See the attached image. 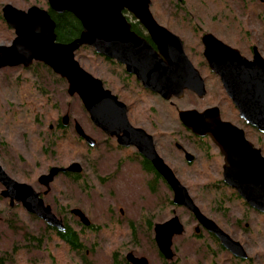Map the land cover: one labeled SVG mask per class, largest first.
<instances>
[{
  "label": "rangeland",
  "instance_id": "rangeland-1",
  "mask_svg": "<svg viewBox=\"0 0 264 264\" xmlns=\"http://www.w3.org/2000/svg\"><path fill=\"white\" fill-rule=\"evenodd\" d=\"M23 3L27 2L0 0V15L6 4L20 10H27L31 6L45 9L47 5L45 0H29L30 5L26 7ZM150 10L159 23L168 29L167 26H170V30L179 35L185 54L203 77L209 74L202 65L200 36L203 33L214 32L222 39L225 37L226 44L238 49L246 57H250L251 47L255 45L264 58V5L258 0H151ZM165 11L171 12L175 21L167 18ZM14 37L13 30L0 19V46H9ZM93 52L90 48H80L75 58L83 69L104 81V87L117 95L121 89L116 76L110 75L112 67ZM36 64L41 63H33L27 69L16 67L0 70V166L12 179L30 184L39 192L42 188L36 180L50 167H66L72 162L88 167L83 173L90 184L89 191H85L81 183L72 185L59 176L52 183L51 193L45 201L52 206V201L56 200L57 206H52L55 211L58 206L78 207L98 227L99 231L95 234L85 233L89 251L86 264H111L113 257L122 262L129 252L137 257H145L149 264H264V215L232 198L231 189L222 186L220 167L213 168L209 164L202 166L199 163L201 156L188 145L186 149L196 157L192 167H186L181 154L180 159L176 158L174 145L168 146L171 148L166 162L201 212L244 247L248 255L246 261L236 259L225 251L184 208L169 204L172 193L161 184L155 193L152 191L149 194L145 188V177L139 175L138 170L132 179H126L125 172L119 184L99 187L96 180L91 179L90 166L84 164L86 147L75 135L73 123L78 122L95 141L103 137L93 128L80 100L76 96H68L65 80L42 66L36 67ZM34 73L43 75V81ZM37 81L44 83L40 89H46V98L40 97L42 91L34 84ZM127 82L130 90L128 96L131 104H134L131 108L134 119L145 121V117L150 116L149 108L155 109L157 113L152 115V121L163 122L150 127L152 134L163 135L165 132L171 135L173 131L184 134L178 121L175 122V110L162 103L157 104V99L141 92L135 81ZM210 83L217 100L212 94L199 100L186 93L183 99L173 101L176 107L180 110H200L215 104L214 101H219L220 93L214 85L215 81ZM132 93L136 95L133 97ZM66 114L69 115L70 130L64 139L43 131L39 134L40 127L36 121L54 124ZM51 143L55 145L50 146ZM180 143L183 144L182 141ZM98 151L96 155L108 156L104 164L101 162V165L106 166H115L124 156L122 151L114 150L111 146L108 149L100 147ZM2 190L0 185V192ZM215 202L222 204V210L217 209ZM119 208L126 214L124 220L118 216ZM173 216L180 219L184 233L173 238L174 258L167 262L155 245L153 226ZM128 219L134 223L132 235L127 229ZM148 221L152 230L149 229ZM196 227L200 230L197 234L194 231ZM42 229L43 224L35 221L21 205L9 207L8 199L0 196V264H84L79 255L71 253L57 239L48 247L43 245L38 249L32 239L39 236Z\"/></svg>",
  "mask_w": 264,
  "mask_h": 264
},
{
  "label": "water",
  "instance_id": "water-1",
  "mask_svg": "<svg viewBox=\"0 0 264 264\" xmlns=\"http://www.w3.org/2000/svg\"><path fill=\"white\" fill-rule=\"evenodd\" d=\"M45 1L52 12L70 13L80 22L82 31L79 37L67 44L58 43L55 23L47 10L37 6L20 10L6 4L1 10L2 18L15 37L9 46H0V70L27 69L33 63H41L65 80L68 96L78 97L96 128L109 137H116L122 146H135L151 162L171 191L173 205L188 211L201 228L215 237L234 258L247 260L244 247L201 212L186 187L156 153L152 137L130 125L126 105L105 89L100 79L83 69L75 58L78 49L89 47L95 54L124 65L127 73L134 75L143 88L164 100L181 99L185 91L203 98L206 90L199 72L185 54L181 39L157 23L150 10L151 0ZM258 1L264 4V0ZM124 12L139 22L154 47L131 31ZM201 42L203 56L212 72L220 77L240 117L264 134V60L258 49L253 48V60L248 61L238 50L211 34L204 35ZM178 117L192 134L208 136L218 146L224 157L223 183L250 209L264 215V157L246 141L244 132L221 121L217 108L203 112L181 110ZM61 121L66 126L69 116L64 115ZM74 130L90 146L96 144L79 123H74ZM187 157L190 156L187 154ZM81 171V165L73 162L67 168L52 167L38 181L49 189L58 174H79ZM0 185L3 187L0 196L9 200L10 207L21 204L27 213L58 231H64L62 221L44 205L39 194L29 184L12 179L1 166ZM73 213L89 225V220L79 209H74ZM198 231L199 227H196L195 232ZM183 233L184 227L177 216L155 225L154 241L164 260H173V238ZM126 261L148 264L145 257H136L132 253L126 255Z\"/></svg>",
  "mask_w": 264,
  "mask_h": 264
},
{
  "label": "flooded vegetation",
  "instance_id": "flooded-vegetation-1",
  "mask_svg": "<svg viewBox=\"0 0 264 264\" xmlns=\"http://www.w3.org/2000/svg\"><path fill=\"white\" fill-rule=\"evenodd\" d=\"M262 5H264V4H262ZM178 8H180V7H178ZM171 9L174 10L175 8H171ZM123 14H124L126 20L128 21V23L131 26V31L134 32L136 35H138L140 37H143L146 40H149L148 43H150V45H152L151 42H150V38L148 37L145 29L139 24V22L134 17H132L130 14H128L127 12H124ZM164 14L166 15L167 18L173 19L175 21V17L173 16V14L171 12L165 11ZM178 17L179 16L177 15V18ZM157 23L160 26L166 28L165 26H163L158 21H157ZM167 27L172 29L170 26H167ZM166 29L169 30L171 33H173V34H175L176 36L179 37V35H177L173 31H171L170 29H168V28H166ZM206 34H211L217 40H219V41L223 42L224 44H226L225 37H224V39H222L221 37L217 36L216 33H214V32L210 33L209 32V33L201 34V36H200L201 45H202V42H201L202 41V37L204 35H206ZM226 45H228V44H226ZM152 47H154V45H152ZM254 47H256V46L253 45L251 47L250 57L243 56L241 53L240 54L245 59H247L248 61H252L253 57H254L253 56V48ZM234 49H236V48H234ZM236 50H238V49H236ZM258 52H259V49H258ZM202 57H203V64L202 65H204L206 67V69H207V71L209 73L207 76L203 77L202 74H201V71L198 69V67L195 64H193L191 61L190 62L192 63L194 68L199 72V74H200V76H201V78L203 80L204 87H205V90H206V95L203 98L200 99L194 93H192L190 91H185L184 92V96H185L186 93H188V94L194 95L197 99L202 100L207 95L210 96V94H212L213 98L215 100H217L215 93L211 89V83H210V82H212L214 80L215 81L214 85L217 87V91L219 89V93H220V94H218V100L219 101H214L215 104L206 106V107H204V108H202L200 110H196V109H188V110H196L198 112H203V111H205L207 109L217 108L218 112H219V119L221 121H223V122L231 123L232 125L236 126L240 130H242L244 132V138L246 139V141L249 142L252 145L253 149H255L258 152H260V154L264 157V134L259 132L256 128L252 127L251 125L247 124L245 122V120L240 117L237 108L234 106V104L232 103L231 99L227 95V93H226V91H225V89L223 87V84H222V81H221L220 77L218 75H216L214 72H212V70L210 69V67L208 65V62L206 61L205 57L203 56V53H202ZM261 57H262V55H261ZM99 58L103 59V61L107 62L112 67L110 75H113V76L115 75L116 76L115 78L118 81L121 90L117 93V95H115L113 92H111V93L113 95H115L118 98L119 101H121L122 103H124L126 105V107H127V117H128L130 125L133 128H135V129H141V130L145 131L148 135H150L152 137V141H153L156 153L158 154V156L167 165H168V163L166 162V159L168 158V154L167 153L169 152V148H171V147L168 148V146H170V145L173 146L174 145V147L176 149V151H175L176 158L180 159V154H181L182 157H183V160L186 163V167H192V165L194 164V162L196 160V157H195V155L191 154L186 149V145H188L193 150L196 151V154L201 156V158L199 160V163L202 166H206L207 164H209L213 168L219 166L220 167V173L222 175L223 166H224V157L222 156L218 146L216 144H214L212 142V140L208 136L199 137V136H196V135L192 134L180 122V119L178 117V113L181 110L176 107V105H175V103L173 101L174 100H181V99L184 98V96L181 99H176V98L173 97L170 100H164L158 94H154L151 91L146 90L145 88H143L141 83L136 80L134 75L127 73L126 68H125L124 65H122V64H120V63H118L116 61H112V60L106 59L103 56H99ZM263 60H264V58H263ZM128 80H133V82L135 81L136 86L139 87L141 92L146 93L147 95H149V96H151L153 98L155 97L154 99H157V101H158L157 104L161 105V103H162L167 108H169V106H170L171 109L175 110L176 115H177V120L175 119V122L178 121V126L181 128V130L184 132V134H181L179 131H175V132L173 131V132H171V135H169V134L166 135L167 133L164 134L165 132L162 133L163 135L152 134L151 133L152 130H151L150 127H155V126H157V124L163 122V121H152V115L155 116L156 113H157L155 111V109H150L149 108V115L150 116L148 118L145 117V121H138L137 118L134 119L132 117V111H131V108L134 107V104H131L130 96H128L129 95L128 93L130 91V90H128V83H129V82H127ZM102 83H104L103 86L106 84L104 81H102ZM104 88L109 90L106 87H104ZM132 95L134 97V95H136V94L132 93ZM125 101H127L128 103L125 102ZM36 124H37L38 127H40V131H38V132H40L39 134H41V132L43 131V132H47L50 136H54V137H57V138H64L66 136L67 132L70 130V125H69L70 121H68V124L66 126H64V125H62L61 118H60V121H56V122H54V124L52 123V124H47L46 125L45 122L41 123V121H36ZM93 128H95L97 130V132L100 134V136L103 137V139L100 140V141H95L91 137L96 143L94 146H90L89 144H87L83 139L79 138L78 136H77V138L84 145V147H86V150H84V153H83V161H84V164L87 163L90 166V171H91V176H92L91 179H95L96 183H97V185H99V187L106 188L109 185H117V184H119L120 183V179H124V175L123 174L125 172H126L125 173L126 179H129V178L132 179L134 175L136 176V172L138 170V174L141 175V176L143 175L145 177V180H144L145 188L147 189L149 194H152V191L155 193V190L157 189V187L160 184L164 188L169 190V188L167 187L165 182L162 180V178L155 171V169H154L153 165L151 164V162L149 160H147L144 156H142L138 152V150H137V148L135 146H133V145L128 146V147L122 146V145H120L118 143V139L116 137L107 136L104 132H102L100 129L96 128L94 125H93ZM73 131L75 133L74 123H73ZM177 137L179 138L178 139L179 142L176 140ZM168 138H169V140H168ZM168 141L171 142V143L167 144ZM180 141H182L183 144H181ZM109 146H111L114 150L122 151V154L124 155V156H122L123 159L122 160L120 159L115 164V166L114 165L113 166H111V165H109V166L101 165V162L104 164V162H105V160H106V158L108 156H105V155L103 156V155H100V154L96 155V153L100 149V147L102 149L104 147H106L108 149ZM104 150H106V149H104ZM173 151H174V148H173ZM163 152L166 153V154H163ZM187 154L190 157H187ZM72 163H70L66 167H61V166H53V167L67 168ZM83 167L81 165L82 171L79 174L69 173V172L60 173L54 178V180L56 178H58L59 176H61V177H64L65 179H67V181L70 184H72V185L81 183V186L83 187V189L85 191H89V189L91 187H90V184L87 183V181H88L87 176H85L84 173H83V171L85 172L86 170H88V167L87 166H85L84 168ZM51 168L52 167H50L45 174H47ZM38 178L36 180V183H37V185L39 187L42 188V191L39 192L32 185H30V184L29 185L34 189V191L36 193L39 194V197L43 200L44 205L45 206H49L50 209H51V212L56 216V218L58 220L62 221V224L64 226V231L63 232L58 231L56 228L48 226L46 224V222H44L42 219L38 218L35 215H32V214L28 213L29 215H31L35 219V221H37L38 223L43 224V229H42L40 235L35 237V238L33 237L32 241L35 243V246L38 249H41V247L43 245H46L48 247L50 244H52L54 239H57L71 253L73 252L76 256L79 255V257L83 261V263L86 264V261H87L86 260V256H87L89 251H88V247L86 245V235H85V233L89 232V233L95 234V233H97L99 231L98 227L95 226L89 220V218L86 216V214L78 207H71V206L68 207L67 205H65L64 208L61 207V206L60 207L58 206V209L56 208V211L53 210L52 206L53 207H55V205L57 206V204H56L57 201L54 199L55 202L52 201V206L50 204L46 203L45 201H46V198L51 193V185L54 182V180L52 181V183L49 184V189H47L46 186H44V185L39 183ZM222 185H225V184L222 182ZM21 207H22V205H21ZM74 209H79L84 214V216L90 222L89 225H85L81 221V219L76 214L73 213ZM125 215L126 214H125L124 210L122 208H119L118 209V216L121 218V220L125 219ZM128 220L129 221L126 222L127 223L126 224L127 225V229L129 231V233L132 235L133 232H134V223L130 219H128ZM156 224H159V223H156ZM155 225L153 226V232H154ZM148 226H149V229L152 230V225H151L150 221H148ZM195 229H194V231H195ZM199 231L197 233H199ZM58 233L59 234L70 233V234H74L76 237H78L79 241L82 244L81 252H83L84 254L83 253H79V251H76V252L73 251L63 240H61L58 237V235H57ZM154 236H155V234H154ZM129 253H132V252H129ZM126 255L124 256L125 261H123V262L114 261L115 257H113L112 258L113 261L111 262V264H130V263H128L126 261ZM148 264H149V262H148Z\"/></svg>",
  "mask_w": 264,
  "mask_h": 264
},
{
  "label": "trees",
  "instance_id": "trees-1",
  "mask_svg": "<svg viewBox=\"0 0 264 264\" xmlns=\"http://www.w3.org/2000/svg\"><path fill=\"white\" fill-rule=\"evenodd\" d=\"M24 2H27V3H23V5L26 7L27 4H29V0H24ZM30 5V4H29ZM45 10L48 11L51 19L54 21L55 23V35H56V41L58 43H61V44H67V43H70L72 42L73 40L77 39L82 31V27H81V24L80 22L70 13H63V14H57V13H54L52 12L48 6L45 4ZM0 19L1 21L3 22V18H2V15H0ZM149 41V40H147ZM83 49L85 50L86 48L83 47ZM94 53V52H93ZM94 55H96L94 53ZM39 68H42L44 67L45 69H47L48 71L52 72L51 70H49L48 68H46L44 65L42 64H36ZM35 74V73H34ZM36 77L38 79H40V81H43V75L41 74H35ZM53 76V75H52ZM59 80V79H58ZM61 80V79H60ZM59 80V81H60ZM35 85H38L39 89L38 90H41L42 92L39 93L40 97L42 96L43 98H46L45 96V92H46V89H40V87H42V82H36L34 83ZM45 90V91H44ZM64 139V138H63ZM62 140V139H61ZM4 145V144H2ZM55 144L54 143H51L50 146H54ZM45 152V151H44ZM46 153V152H45ZM223 187L225 185H222ZM225 188H227L225 186ZM228 189V188H227ZM230 190V189H229ZM230 193H231V196L232 198H235L237 200L240 201V203L243 205V206H246L245 203L237 196V194L235 192H233L232 190H230ZM168 203L169 204H172L171 200H168ZM215 205L217 206V209L218 210H222L221 206L222 204L220 203H216L215 202ZM58 237L63 240L73 251H79V253H81V247H82V244L81 242L79 241L78 237H76L74 234H70V233H65V234H57ZM114 261H118L117 259H115ZM125 261V259L122 260V262Z\"/></svg>",
  "mask_w": 264,
  "mask_h": 264
}]
</instances>
